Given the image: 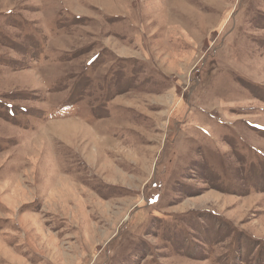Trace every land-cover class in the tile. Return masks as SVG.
<instances>
[{
  "label": "rangeland",
  "instance_id": "1",
  "mask_svg": "<svg viewBox=\"0 0 264 264\" xmlns=\"http://www.w3.org/2000/svg\"><path fill=\"white\" fill-rule=\"evenodd\" d=\"M0 264H264V0H0Z\"/></svg>",
  "mask_w": 264,
  "mask_h": 264
}]
</instances>
